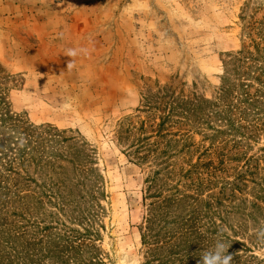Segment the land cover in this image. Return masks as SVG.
I'll return each instance as SVG.
<instances>
[{"label":"rangeland","instance_id":"1","mask_svg":"<svg viewBox=\"0 0 264 264\" xmlns=\"http://www.w3.org/2000/svg\"><path fill=\"white\" fill-rule=\"evenodd\" d=\"M68 48L87 50L71 71ZM173 98L201 109L186 110V118L176 110L161 133L189 135L168 157L159 153L169 137H153L151 154L159 157L139 159L136 141L154 135ZM5 138L13 147L32 139L27 146L38 152L24 169L66 199L55 205L41 192L12 203L32 225L28 238L42 239L32 249L37 255L70 240L94 246L85 260L148 264L152 246L142 235L156 199L148 193L163 197L170 189L187 196L170 207V229L186 213L222 221L210 234L218 239L225 231L244 245L241 260L264 264L256 235L264 222V0H0ZM7 150L0 145V161ZM2 173L0 230L7 198L26 189L21 184L43 190L16 176L1 182ZM84 228L90 234L78 237Z\"/></svg>","mask_w":264,"mask_h":264},{"label":"trees","instance_id":"2","mask_svg":"<svg viewBox=\"0 0 264 264\" xmlns=\"http://www.w3.org/2000/svg\"><path fill=\"white\" fill-rule=\"evenodd\" d=\"M226 92V89L224 90ZM177 98H173L172 101L168 105V109L159 115L160 122L157 124L154 135L138 138L135 143L136 148L134 151L138 152L142 150L144 155L139 157L141 160H146L147 157L151 154L153 148L157 142L150 141L151 138L156 136L163 135L164 137H169L166 141V147L164 150L160 151L159 155H174L170 151V147L175 146L182 140L183 137H187L189 135L188 131H176L171 133V131H165V133H161V128L164 123L171 119L172 116L176 115V110L182 109L180 115L186 118L187 113L186 110H190L189 113L196 112L201 109L199 104H195L193 99L186 100H177ZM208 102V101H207ZM207 102L205 104H207ZM151 105H148L147 108H150ZM182 118V117H181ZM232 127V125H230ZM234 128V127H233ZM172 135L178 136L177 139H174L172 142ZM9 139V138H8ZM8 139L0 140V145L4 146V144L8 145V150L10 151V155L7 153H3L4 156L3 161H0V169L2 174H4V180L11 177H18L20 180L24 182L31 183L33 182L35 185L37 181L33 179V177L29 176L26 169H24V162H26L27 157L32 156V152L37 153V148L28 147L30 144L27 139L26 143H14L16 147L12 146V142L8 141ZM35 139V138H34ZM49 141V140H47ZM171 147V148H172ZM170 152V154H168ZM14 154V155H13ZM152 158H158V154H151ZM167 156V157H168ZM33 164L37 165V160L33 159ZM20 165V166H19ZM18 167L23 170L21 172L18 170ZM189 170L186 171V173ZM159 173L154 172L153 176H149V188L155 186L156 181L154 176ZM84 184V183H83ZM44 183L37 184L38 189L42 188L43 190L39 191L38 194H35V191H29L28 185L26 183L21 184V186H26V189L15 194V198H7L9 200L10 205L6 207L5 215L7 218L3 219L2 225L4 230H0V264H49L46 263L45 260H48L49 257L53 258L54 261L52 264H98L100 260H94L92 257H89L85 260L84 251H90L91 253L95 249L92 244H81V245H73L69 240L65 246H53L48 252L43 255H37L33 252V246L41 245L42 239L37 242L28 238V234L31 230H28L27 222H23L25 218L19 215L17 212L13 211L11 205L14 201H24L28 198L38 199L40 193L43 192V196H45L48 202H52L55 205H58L59 202L63 203L65 197L59 198L58 193L55 195L51 190L43 188ZM78 185V183L76 184ZM4 188L3 186L0 189ZM47 190V191H46ZM168 194L161 197V190L158 192H149V197L156 198L155 201L150 203L149 215L146 218V232L143 233L144 240H147V243L152 247L147 251L146 263L148 264H197V261L200 259V255L210 249L216 239V234H218L219 230H221L220 224L222 221L216 222L215 220H210L208 222L202 221V219L196 218V216L191 217L187 215V213L182 216L181 223L176 227V229H170L168 226L173 221H168L165 217L170 213V207L172 205H178L181 201H184L187 196L185 193H181L180 197L176 196L175 191L168 190ZM6 198V197H5ZM161 198V199H159ZM14 199V200H12ZM41 199V198H40ZM193 202H195L193 200ZM174 203V204H173ZM51 204V203H50ZM58 208H61L58 206ZM12 216V217H11ZM187 216V217H186ZM163 217V218H160ZM186 217V218H185ZM175 222V221H174ZM225 222V221H224ZM159 227V229L155 230V227ZM224 227V226H223ZM231 228V227H230ZM61 230V229H60ZM163 232V233H162ZM216 233V234H210ZM234 233V231H233ZM90 234V230L88 228H84V232H78V237L84 238ZM223 238L227 239L230 243V248L228 249L229 254L233 256L232 264H248V260H241V256L237 251L240 250V247L244 246L238 240L232 239L234 237L229 236L227 233L222 232ZM221 234V235H222ZM221 235L219 234L220 238ZM76 237V239H78ZM161 237V238H160ZM46 241L44 242L45 245ZM251 259V257H249Z\"/></svg>","mask_w":264,"mask_h":264},{"label":"clouds","instance_id":"3","mask_svg":"<svg viewBox=\"0 0 264 264\" xmlns=\"http://www.w3.org/2000/svg\"><path fill=\"white\" fill-rule=\"evenodd\" d=\"M87 50L83 48H68L65 51V56L70 57L71 60L67 63V69L71 71L76 67L75 58L80 54H86ZM256 235L258 239L264 240V222H262L259 229L256 230ZM230 243L227 239L218 238L212 247L204 251L200 255V259L197 264H232L233 256L229 254L228 249L230 248Z\"/></svg>","mask_w":264,"mask_h":264}]
</instances>
